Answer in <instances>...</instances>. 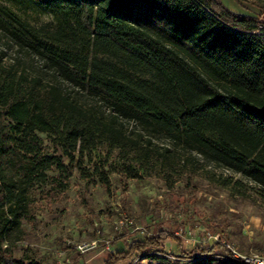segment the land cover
Segmentation results:
<instances>
[{
  "label": "trees",
  "instance_id": "16d2710c",
  "mask_svg": "<svg viewBox=\"0 0 264 264\" xmlns=\"http://www.w3.org/2000/svg\"><path fill=\"white\" fill-rule=\"evenodd\" d=\"M36 11L49 21L33 22ZM0 38L15 53L10 63L0 53V264H49L15 250L24 223L35 220L33 193L58 201L75 169L109 186L99 169L81 168L102 146L107 157L117 151L122 166L110 172L120 177L138 179L155 167L171 189L188 163L202 161L251 181L264 201L258 16L234 13L221 0H0ZM89 94L106 113L80 101ZM171 237L195 264H222L214 256L230 255L221 242L185 251L160 232L111 253L105 264L155 260L151 254Z\"/></svg>",
  "mask_w": 264,
  "mask_h": 264
},
{
  "label": "rangeland",
  "instance_id": "374dc122",
  "mask_svg": "<svg viewBox=\"0 0 264 264\" xmlns=\"http://www.w3.org/2000/svg\"><path fill=\"white\" fill-rule=\"evenodd\" d=\"M221 1L234 13L256 15L264 21V9L261 11L256 6L261 4L264 7V1ZM31 16L37 24L49 21V17L40 11ZM0 53L4 63L12 62L15 57L14 50L7 48L1 38ZM80 101L107 112L97 95H86ZM40 137L50 147L49 139L45 135ZM154 143L161 146L165 141L155 139ZM121 166L117 151L107 157L106 148L102 146L81 161V168L90 172L99 169L106 174L109 186L100 183L97 175L84 179L81 169H75L67 191L58 201L44 200L42 191L35 190V220L31 224L24 223L25 237L16 245L17 255L21 249L27 248L37 256L48 258L51 264L60 260L61 253L67 252L68 259L76 261L77 255L68 250V242H88L99 232L103 240L113 238L109 249L102 246L81 260L87 264H105L111 253L126 250L132 242L163 232L178 238L185 251L196 245L207 248L221 242L228 243L240 254L264 256V201L258 194V187L251 181L199 161L195 165L188 163L187 173L168 189V183L159 176L158 168L140 170L138 179H129L110 172L111 168L120 170ZM175 176L173 174L172 178ZM226 179L240 185L226 186ZM120 215L132 218L135 224L146 229L147 234L124 231V235L114 239L113 225ZM206 233L219 235L218 240H208ZM160 245L161 251L151 254L156 256L155 260L130 257L117 264H195L188 259L184 262L177 241L172 237Z\"/></svg>",
  "mask_w": 264,
  "mask_h": 264
},
{
  "label": "built area",
  "instance_id": "2783aa9c",
  "mask_svg": "<svg viewBox=\"0 0 264 264\" xmlns=\"http://www.w3.org/2000/svg\"><path fill=\"white\" fill-rule=\"evenodd\" d=\"M124 231L129 232V234H140L144 235L147 234V231L144 227L138 226L135 224L132 218H129L125 215H120L119 219L113 225V232L116 235L117 239L119 235H124ZM207 234V233H206ZM209 235V234H207ZM219 235L215 234L213 236L209 235L208 240H218ZM112 239L110 240H103L100 236V233H96V237L88 242H68L67 247L68 250L73 251L77 255L76 261L78 264H87L84 262L83 258L87 255L96 252L100 247L103 246L104 249L108 250L109 245L112 243ZM230 252L229 256H219L216 255L215 258L220 259L224 264H264V256L260 255H245L240 254L236 249H234L228 243H222ZM67 252H63L60 254V260L56 261V264H76V261H70L66 256ZM160 255V254H158ZM162 255V254H161ZM143 257L136 258L137 260ZM186 260H184L185 262Z\"/></svg>",
  "mask_w": 264,
  "mask_h": 264
}]
</instances>
